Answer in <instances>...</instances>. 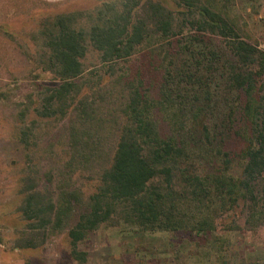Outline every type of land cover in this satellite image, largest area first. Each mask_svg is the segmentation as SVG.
Masks as SVG:
<instances>
[{"label": "trees", "instance_id": "obj_1", "mask_svg": "<svg viewBox=\"0 0 264 264\" xmlns=\"http://www.w3.org/2000/svg\"><path fill=\"white\" fill-rule=\"evenodd\" d=\"M219 5V0H103L45 18L38 26L33 40L39 35L42 68L58 81L43 97L39 113L52 115L54 102L63 107L62 116L71 112L70 161L77 171L94 169L96 185L85 197L79 188L60 189L55 204L49 199L44 204L39 190H29L21 210L36 222L32 228L52 220L61 230L77 209V218L64 227L69 225L73 260L84 261L86 252L77 249L78 243L105 223L139 233L183 231L203 237L213 232L212 217L238 202L246 226L264 223V51L239 35ZM199 34L225 41L226 79L240 95L237 115L230 107L214 130L201 117L199 103L190 105V116L180 102L174 104L176 112L164 115L172 107L170 85L176 84L172 57L189 52L180 44L184 37L189 44L203 43ZM158 47L166 63L157 93L142 85V77L121 74L116 78L121 102L108 115L113 94L107 79L115 75L114 65ZM88 48L102 70L98 81L107 83L91 94L82 93L80 82ZM187 61L175 66L176 81ZM200 80L194 78L198 85ZM107 123L113 132L106 131Z\"/></svg>", "mask_w": 264, "mask_h": 264}, {"label": "rangeland", "instance_id": "obj_2", "mask_svg": "<svg viewBox=\"0 0 264 264\" xmlns=\"http://www.w3.org/2000/svg\"><path fill=\"white\" fill-rule=\"evenodd\" d=\"M101 1L0 0V264H264V223L246 226L241 202L214 215L213 232L203 237L188 236L183 231L139 233L102 224L78 243L77 249L86 252L82 263L70 257L65 230L77 218V209L67 222L70 224L64 228L67 224L63 222L61 230L52 227V220L43 228H32L36 222L24 217L21 208L29 190H39L44 204L48 199L55 204L60 189L79 188L85 197L96 185L94 169L77 171L70 161L67 136L71 112L67 110L62 116L63 107L54 102L52 115L39 113L43 97L58 81L42 68L40 37L37 34L34 41L33 36L43 19L89 9ZM219 4L239 35L264 51V0H219ZM193 35L192 39L196 38ZM198 37L204 42L189 44L185 42L189 38H182L180 44L189 52L172 57L169 66L173 67L176 84L170 85L172 107L164 115L176 112L174 104L180 102L185 104V116H190V105L199 103L201 117L214 130L230 107L232 116L237 115L240 95L226 79L229 54L225 41L210 34ZM149 50L137 51L114 65L115 75L107 79L113 94L111 108L106 107L108 115L117 111L113 109L121 102V86L116 81L121 74L142 77V85L153 96L157 93L166 61L159 47ZM183 59H188V67L178 72L176 81L174 68ZM82 62L86 72L91 70L80 80L82 93L91 94L100 87L103 90L107 83L105 79L98 81L102 70L96 53L88 48ZM199 77L200 85L194 81ZM160 125L166 131L161 120ZM109 126L105 125L106 131L113 132ZM109 144L107 141L102 146ZM234 170L238 174L237 167Z\"/></svg>", "mask_w": 264, "mask_h": 264}]
</instances>
